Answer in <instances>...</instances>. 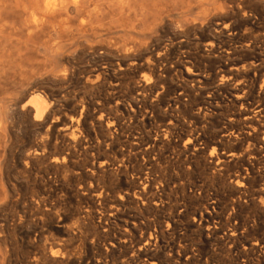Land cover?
I'll list each match as a JSON object with an SVG mask.
<instances>
[{"label":"rangeland","instance_id":"obj_1","mask_svg":"<svg viewBox=\"0 0 264 264\" xmlns=\"http://www.w3.org/2000/svg\"><path fill=\"white\" fill-rule=\"evenodd\" d=\"M18 1L0 264H264V0H110L95 28L32 36Z\"/></svg>","mask_w":264,"mask_h":264},{"label":"bare ground","instance_id":"obj_2","mask_svg":"<svg viewBox=\"0 0 264 264\" xmlns=\"http://www.w3.org/2000/svg\"><path fill=\"white\" fill-rule=\"evenodd\" d=\"M109 1L110 0H33L30 3H26L24 0H19L17 2V7L27 15L28 18L25 27L29 33H31L29 36H32L35 32L44 29L50 21H54L53 26L58 33L71 32L74 27L81 31L95 28L96 25H100L101 20L104 19L103 17L106 15L105 7ZM211 1L212 0H210V2ZM124 4L138 6L139 2L137 0H119V5L122 8ZM2 10L3 5L0 2V15ZM46 27L48 28L49 26ZM44 30L42 31L44 32ZM29 96V98L27 97L28 100H26V103L22 106V109L31 106L34 111V120L40 121L49 111L51 102L40 92H34ZM262 140L264 142V136Z\"/></svg>","mask_w":264,"mask_h":264}]
</instances>
